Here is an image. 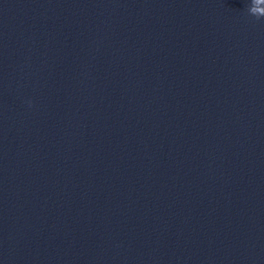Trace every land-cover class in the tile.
Returning <instances> with one entry per match:
<instances>
[{
    "label": "water",
    "instance_id": "obj_1",
    "mask_svg": "<svg viewBox=\"0 0 264 264\" xmlns=\"http://www.w3.org/2000/svg\"><path fill=\"white\" fill-rule=\"evenodd\" d=\"M250 4L0 0V264H264Z\"/></svg>",
    "mask_w": 264,
    "mask_h": 264
},
{
    "label": "clouds",
    "instance_id": "obj_2",
    "mask_svg": "<svg viewBox=\"0 0 264 264\" xmlns=\"http://www.w3.org/2000/svg\"><path fill=\"white\" fill-rule=\"evenodd\" d=\"M249 14L257 17H264V0H251V4L248 6Z\"/></svg>",
    "mask_w": 264,
    "mask_h": 264
}]
</instances>
